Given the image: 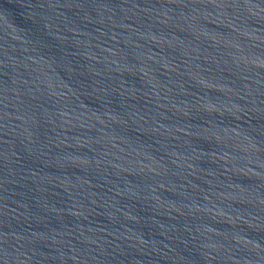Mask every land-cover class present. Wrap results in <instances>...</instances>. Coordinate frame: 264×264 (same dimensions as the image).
I'll list each match as a JSON object with an SVG mask.
<instances>
[{"label": "water", "instance_id": "1", "mask_svg": "<svg viewBox=\"0 0 264 264\" xmlns=\"http://www.w3.org/2000/svg\"><path fill=\"white\" fill-rule=\"evenodd\" d=\"M0 264H264V0H0Z\"/></svg>", "mask_w": 264, "mask_h": 264}]
</instances>
